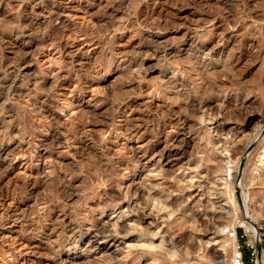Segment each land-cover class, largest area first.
I'll use <instances>...</instances> for the list:
<instances>
[{
	"label": "rangeland",
	"instance_id": "1",
	"mask_svg": "<svg viewBox=\"0 0 264 264\" xmlns=\"http://www.w3.org/2000/svg\"><path fill=\"white\" fill-rule=\"evenodd\" d=\"M263 130L264 0H0V264H264Z\"/></svg>",
	"mask_w": 264,
	"mask_h": 264
},
{
	"label": "built area",
	"instance_id": "2",
	"mask_svg": "<svg viewBox=\"0 0 264 264\" xmlns=\"http://www.w3.org/2000/svg\"><path fill=\"white\" fill-rule=\"evenodd\" d=\"M262 133L263 134L260 137L262 138L261 141H257L255 147H253L252 150L249 152L252 158L251 161L254 166L255 173L257 174H264V130ZM230 264H245L243 255L239 251V249L236 250L233 258L231 259Z\"/></svg>",
	"mask_w": 264,
	"mask_h": 264
},
{
	"label": "bare ground",
	"instance_id": "3",
	"mask_svg": "<svg viewBox=\"0 0 264 264\" xmlns=\"http://www.w3.org/2000/svg\"><path fill=\"white\" fill-rule=\"evenodd\" d=\"M89 19V18H88ZM51 132V131H50ZM261 141V140H260ZM259 141V142H260ZM259 144V143H258ZM166 162V161H165ZM225 186H227L228 185V183L227 182H225V184H224ZM227 188H228V186H227ZM228 190V189H227ZM246 197V196H245ZM153 198H151V200H149V203H150V205L152 206V207H154V208H156V209H158V210H162L164 207H160L159 208V205H158V203H156V201L155 200H152ZM246 200V199H245ZM248 224H250V223H248ZM250 230V229H249ZM220 231H221V233H223V234H225V238H224V242L225 241H229L230 243H231V250H232V248H233V252H232V254H233V256H234V254H235V241H234V235L233 234H229V232H230V229H229V227L228 226H222L221 227V229H220ZM254 232V231H253ZM144 242V241H143ZM232 254H231V257L233 258V256H232Z\"/></svg>",
	"mask_w": 264,
	"mask_h": 264
},
{
	"label": "trees",
	"instance_id": "4",
	"mask_svg": "<svg viewBox=\"0 0 264 264\" xmlns=\"http://www.w3.org/2000/svg\"><path fill=\"white\" fill-rule=\"evenodd\" d=\"M244 250L246 251H244L243 259H244L245 264H248V259L250 257V251L249 249H244Z\"/></svg>",
	"mask_w": 264,
	"mask_h": 264
}]
</instances>
